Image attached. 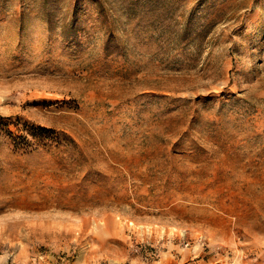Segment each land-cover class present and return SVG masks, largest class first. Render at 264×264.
Segmentation results:
<instances>
[{
	"label": "rangeland",
	"instance_id": "374dc122",
	"mask_svg": "<svg viewBox=\"0 0 264 264\" xmlns=\"http://www.w3.org/2000/svg\"><path fill=\"white\" fill-rule=\"evenodd\" d=\"M0 264H264V0H0Z\"/></svg>",
	"mask_w": 264,
	"mask_h": 264
},
{
	"label": "trees",
	"instance_id": "16d2710c",
	"mask_svg": "<svg viewBox=\"0 0 264 264\" xmlns=\"http://www.w3.org/2000/svg\"><path fill=\"white\" fill-rule=\"evenodd\" d=\"M5 126H7V125H9L8 123H5L4 124ZM18 128V126L16 127V129ZM18 130H20V129H18ZM21 137V139L23 140V141H27V139H26V137L25 136H19L18 138H20Z\"/></svg>",
	"mask_w": 264,
	"mask_h": 264
}]
</instances>
